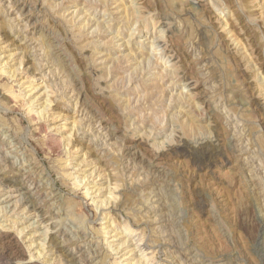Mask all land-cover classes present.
Wrapping results in <instances>:
<instances>
[{
	"label": "clouds",
	"instance_id": "obj_1",
	"mask_svg": "<svg viewBox=\"0 0 264 264\" xmlns=\"http://www.w3.org/2000/svg\"><path fill=\"white\" fill-rule=\"evenodd\" d=\"M148 2L157 7V0ZM159 5V13L144 19L157 16L166 27L157 22L133 53L125 52L124 39L131 18L118 2L109 10L103 0H32L41 29L39 37L23 32L25 52L41 54L39 45L49 39V52L62 47L67 37L60 30L71 20L83 21L75 37L90 40L102 32V46L121 54L99 53L104 59L96 60L100 67L112 60L107 70L115 80L96 115L108 121L114 140L101 132L71 151L53 150L39 119L29 115L21 127L16 114L0 115V239L11 240L19 256L63 264L56 249L79 244L76 233H92L99 246L93 224L118 239L131 219L140 228L137 240L163 249L154 264H264L253 252V234L264 233V0ZM0 10L10 13V0H0ZM168 31L172 37L161 42L160 33ZM41 55L46 79L59 83L57 63ZM56 119L52 114L45 123ZM202 148L210 155L194 164L193 150ZM113 182L121 186L118 200L107 196ZM41 242L47 251L36 257ZM86 259L113 264L111 254ZM123 264H136L132 252Z\"/></svg>",
	"mask_w": 264,
	"mask_h": 264
},
{
	"label": "rangeland",
	"instance_id": "obj_2",
	"mask_svg": "<svg viewBox=\"0 0 264 264\" xmlns=\"http://www.w3.org/2000/svg\"><path fill=\"white\" fill-rule=\"evenodd\" d=\"M5 2L7 3L8 0ZM10 2L12 5L10 13L0 10V39L3 40V43L0 44V115L7 113V116L11 117L16 114L21 117V127L28 123L29 115L33 120L39 119L41 134L48 138L49 147L53 150L64 147L67 151H71L78 145V142L86 144L94 134L101 132L107 133L108 140H114L113 133L109 130L108 121L100 120L96 115L97 109L100 108L99 102H102L108 95L107 90L113 86L112 82L115 80V76H109L107 70V65L111 64L112 60H107L105 67L97 65L96 60L104 59V56L99 53L108 55L111 52L113 57L121 53L102 46L101 41L106 39L102 32L92 36L90 40H81L75 37L74 33L79 32L83 21L74 23L69 20L67 31L60 30V36L66 35L67 37L63 41L62 47L49 52L48 48L50 44L54 43L53 39L42 40L39 45L40 53L46 55L49 60L55 61L61 72V75L56 77L59 83L51 78L46 79L48 68L43 66L42 55L25 52L28 45L21 43V40L24 39L23 32H27L29 36L35 32L37 37L40 36L41 26L36 24V16L32 12V0H10ZM83 2L84 0H81V3ZM88 2L91 3L92 0H88ZM103 2L109 5V10H111V4L118 2L121 5V14L131 18L124 37L125 52L134 53L135 46L142 43L150 33L156 31L157 22L160 23L161 28L166 27L165 24L158 21L157 16H153L152 20L148 21L144 19L153 11L159 13V0H157L155 9L149 7L148 0H103ZM129 4L140 7H123V5ZM97 18L101 19L102 17L98 15ZM95 27L96 23L93 21L88 31L91 32ZM100 27L103 29V25ZM113 27L116 26L113 25ZM160 35L161 42H163L172 37V32H161ZM97 45L101 46L97 48ZM61 87L65 91L61 92L57 98V90ZM23 97H27V99H22ZM52 114H56L57 119L54 125H47L45 122ZM64 117L67 118V121L63 119ZM49 126L53 129L51 132L47 131ZM115 135H120L119 131ZM2 137L3 132L0 131V139ZM65 138L66 143H64ZM96 143L102 145L103 141L97 139ZM206 154L210 155L206 148L194 149L193 163H197L200 157ZM98 184L103 187L104 184H107V180H104L103 184L98 181ZM120 191L121 186L113 182L111 190L107 192L108 199H120ZM156 206H159L158 201ZM92 227L100 229L99 246H97V239L93 238L92 233H84L81 230L76 233L80 237L79 244H68L56 249V254L63 264H80L81 261L83 264H89L86 259L89 253H92L98 261H104L111 254L113 264H123V256L128 252H132L136 264H154V261L161 259L163 249L153 248L151 245L146 247L145 237L137 240L140 228L131 219L123 228L124 234L118 239L113 238L108 227L101 224H93ZM63 231L62 228L61 232ZM65 239H70V236L65 234ZM253 240L254 254L264 259V233H261L259 238L254 233ZM133 249L136 251H132ZM46 251L47 247L41 242L36 251V257L43 256ZM17 259H27L32 261V264H39V261L27 252L22 257L19 256L16 247L11 245V240L0 239V264H15ZM224 259L227 260L228 257L225 256Z\"/></svg>",
	"mask_w": 264,
	"mask_h": 264
},
{
	"label": "bare ground",
	"instance_id": "obj_3",
	"mask_svg": "<svg viewBox=\"0 0 264 264\" xmlns=\"http://www.w3.org/2000/svg\"><path fill=\"white\" fill-rule=\"evenodd\" d=\"M264 257V256H263Z\"/></svg>",
	"mask_w": 264,
	"mask_h": 264
}]
</instances>
